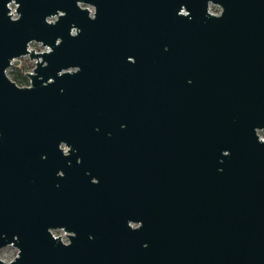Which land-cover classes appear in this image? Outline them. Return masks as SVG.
<instances>
[{
	"label": "water",
	"instance_id": "water-1",
	"mask_svg": "<svg viewBox=\"0 0 264 264\" xmlns=\"http://www.w3.org/2000/svg\"><path fill=\"white\" fill-rule=\"evenodd\" d=\"M261 134L264 0H0V264H264Z\"/></svg>",
	"mask_w": 264,
	"mask_h": 264
},
{
	"label": "rangeland",
	"instance_id": "rangeland-1",
	"mask_svg": "<svg viewBox=\"0 0 264 264\" xmlns=\"http://www.w3.org/2000/svg\"><path fill=\"white\" fill-rule=\"evenodd\" d=\"M219 11L220 10L217 7L212 6V12L213 13L219 12ZM32 46H33V48H31L30 50H33L35 53H42V52L47 51L45 48L39 46L38 44L32 45ZM34 66H35V61L34 60H30L29 57H27V58H21L19 60V68L23 72L26 71V70L28 71L30 68H34ZM6 74H7L8 78H10L9 77L10 76V69H8L6 71ZM28 84H29V82H28ZM261 135H262L261 137L264 138V134H261ZM66 235L67 234H64V236H66ZM62 242L65 243V244H67L68 243V239L66 238L65 241H62ZM16 254H17V250L15 248H13V247H6V248H4V249H2L0 251V259L3 262L8 263V262H10L16 256Z\"/></svg>",
	"mask_w": 264,
	"mask_h": 264
},
{
	"label": "trees",
	"instance_id": "trees-1",
	"mask_svg": "<svg viewBox=\"0 0 264 264\" xmlns=\"http://www.w3.org/2000/svg\"><path fill=\"white\" fill-rule=\"evenodd\" d=\"M10 79L13 81L17 86L22 87L23 85L27 84V79L25 77V73L19 71L18 69L12 67L10 68Z\"/></svg>",
	"mask_w": 264,
	"mask_h": 264
},
{
	"label": "built area",
	"instance_id": "built-area-1",
	"mask_svg": "<svg viewBox=\"0 0 264 264\" xmlns=\"http://www.w3.org/2000/svg\"><path fill=\"white\" fill-rule=\"evenodd\" d=\"M210 13H212V14H215V15H218L219 14V12H215V13H213L212 12V7H210ZM32 45H36L35 43H31L30 45H29V47H28V50H30L31 48H33V46ZM24 58H27V56L26 57H24ZM32 70H33V68H30L28 71L26 70V71H24L25 72V74L26 73H31L32 72ZM23 72V71H22ZM23 72V73H24ZM29 84H28V82H27V84L26 85H23L22 87H27ZM61 233V234H60ZM51 234L53 235V237H59L60 236V238H61V240L62 241H65V239L67 238V236H64V232L63 231H61V230H57V231H51Z\"/></svg>",
	"mask_w": 264,
	"mask_h": 264
},
{
	"label": "flooded vegetation",
	"instance_id": "flooded-vegetation-1",
	"mask_svg": "<svg viewBox=\"0 0 264 264\" xmlns=\"http://www.w3.org/2000/svg\"><path fill=\"white\" fill-rule=\"evenodd\" d=\"M80 7H82V8H87L88 10H89V12H90V16H92V14H93V12H94V8L93 7H90V6H83V5H80ZM54 19L55 18H52L51 19V21H54ZM39 46H41L40 44H38ZM42 47V46H41ZM14 68H16V69H18L19 71H21V69L19 68V64H18V66H16V67H14ZM22 72V71H21ZM27 79V78H26ZM28 81V80H27ZM62 148H63V150H64V152L66 153L67 152V148L64 146V145H62ZM132 227H136V225H134V224H132L131 225ZM62 231V230H61Z\"/></svg>",
	"mask_w": 264,
	"mask_h": 264
}]
</instances>
